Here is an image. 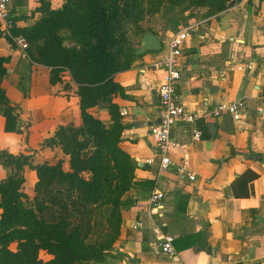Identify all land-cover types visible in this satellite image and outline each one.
<instances>
[{
	"label": "crops",
	"instance_id": "1",
	"mask_svg": "<svg viewBox=\"0 0 264 264\" xmlns=\"http://www.w3.org/2000/svg\"><path fill=\"white\" fill-rule=\"evenodd\" d=\"M48 1L51 8L64 2ZM229 2L211 14L207 6H192L177 11L169 23L159 13L142 22L145 31L161 42L178 29L197 24L183 46L177 87L184 107L207 124L201 125L199 140L192 138V125L175 124L171 138L176 145L169 150L166 170L158 171L148 135V127L161 113L157 88L163 71L152 64L162 57L164 45L160 51L144 52L130 69L114 75L124 92L113 97L126 125L120 146L135 162L136 177L150 180L152 186L124 193L120 235L104 262L96 264H264V0ZM37 6L38 0H12L7 14L12 27L32 24L40 16L34 12ZM22 15L26 17L14 19ZM0 56L9 57L1 84L18 114L17 130L6 131L0 111V180L18 172L13 160L20 155L30 156L33 164L62 159L67 169L68 157L60 147L44 142L58 126L80 124L76 88L51 83L49 68L31 61L5 35L0 37ZM246 62H252L247 75L239 67ZM237 100L244 102L240 120L226 112L208 115L216 104ZM90 112L109 121L97 107ZM148 158L153 164L146 163ZM22 174V190L32 200L35 171L24 166ZM153 190L164 193L161 207L148 205ZM154 226L174 237L175 256L159 250Z\"/></svg>",
	"mask_w": 264,
	"mask_h": 264
},
{
	"label": "trees",
	"instance_id": "2",
	"mask_svg": "<svg viewBox=\"0 0 264 264\" xmlns=\"http://www.w3.org/2000/svg\"><path fill=\"white\" fill-rule=\"evenodd\" d=\"M229 3L64 0L59 8H51L48 0H38L34 12L40 16L28 26L11 28L13 35L26 39L25 51L30 60L49 68L51 83L76 88L81 122L58 126L44 142L60 147L68 157L67 169L62 159L53 164H33L30 156L20 155L13 160L18 172L0 180V264L104 262L120 235L124 193L131 188L152 186L150 180L136 177L135 162L120 146L126 125L113 97L123 96L124 92L114 75L130 69L140 56L134 53L136 42L129 39L126 29L133 25L134 33L140 36L145 29L139 22L147 15L159 13L169 23L175 20L177 11L189 7L207 6V13L211 14ZM8 59L0 56V111L5 118L4 129L16 131L18 114L1 84ZM63 73L67 79H63ZM94 107L104 111L109 121L90 112ZM203 123L207 124L199 119L201 135ZM24 166L36 174L29 205L22 190ZM178 204L181 211L184 199L180 198ZM49 209L50 219L46 216ZM40 252L50 257L42 259Z\"/></svg>",
	"mask_w": 264,
	"mask_h": 264
},
{
	"label": "built area",
	"instance_id": "3",
	"mask_svg": "<svg viewBox=\"0 0 264 264\" xmlns=\"http://www.w3.org/2000/svg\"><path fill=\"white\" fill-rule=\"evenodd\" d=\"M11 2L12 0H0V28L3 35L9 37L14 44L19 46L22 51L26 52L25 49L28 46L26 39L22 35H13L11 32L12 22L7 18L8 7ZM196 28L197 24L191 23L178 29L169 37L162 39L161 46L162 44L164 45L162 57L152 64L154 69H161L163 71L157 88L161 113L158 122L148 127V135L155 146L156 156L158 157V171L166 170L171 163L168 153L170 148L176 145V142L171 138V131L176 123L185 122L192 125L193 140H199L201 138V130L197 125L199 116L194 112L188 111L184 107L177 87V82L180 79L178 64L183 56V46ZM239 67L247 75L252 69V62H246ZM243 107L244 102L242 100L229 103H218L208 111V115L217 117L226 112L231 115L233 120H240V111ZM153 162L154 160L152 158L146 160L147 164H153ZM189 178L191 180L194 179V174L190 173ZM163 198V192L156 190L151 191L147 197L149 207H161ZM134 226H137V224ZM153 232L159 239V250L169 257L175 256L176 250L173 244L174 237L163 232L158 226L153 227Z\"/></svg>",
	"mask_w": 264,
	"mask_h": 264
},
{
	"label": "water",
	"instance_id": "4",
	"mask_svg": "<svg viewBox=\"0 0 264 264\" xmlns=\"http://www.w3.org/2000/svg\"><path fill=\"white\" fill-rule=\"evenodd\" d=\"M139 43L140 46L134 51L136 55H141L146 51H160L162 47L160 38L150 31H145L142 34ZM140 123L142 125L144 122H140ZM211 130H212L211 133L213 135L215 130L214 126H211Z\"/></svg>",
	"mask_w": 264,
	"mask_h": 264
},
{
	"label": "rangeland",
	"instance_id": "5",
	"mask_svg": "<svg viewBox=\"0 0 264 264\" xmlns=\"http://www.w3.org/2000/svg\"><path fill=\"white\" fill-rule=\"evenodd\" d=\"M148 16V15H147ZM147 16H145L144 18H143V20H141L140 22H139V24H140V26L142 27V22L146 19V17ZM135 29H134V26L133 25H129L128 27H127V29H126V32H127V35H128V37H129V39H131L132 40V42H134V41H136L137 39H138V35L137 34H135L134 31ZM66 76H68L66 73H63V75H62V77H63V79H67L66 78ZM64 167V166H63ZM31 201L32 200H29L28 201V205L29 204H31ZM49 206V208H50V205H48ZM50 209L49 210H47V212H46V216H47V218H49L50 219ZM14 246L12 245L11 246V248H13ZM40 258H42V259H48L50 256L49 255H47L45 252H40Z\"/></svg>",
	"mask_w": 264,
	"mask_h": 264
}]
</instances>
